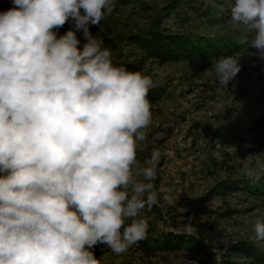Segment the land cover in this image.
Listing matches in <instances>:
<instances>
[{
    "label": "clouds",
    "instance_id": "1",
    "mask_svg": "<svg viewBox=\"0 0 264 264\" xmlns=\"http://www.w3.org/2000/svg\"><path fill=\"white\" fill-rule=\"evenodd\" d=\"M12 3L0 12V264H100L97 245L126 252L147 238L141 210L159 206L162 154L153 148L137 159L153 80L114 64L89 32L115 0ZM230 13L264 60V0H234ZM69 20L73 27L58 35ZM238 60H214L221 85L240 72ZM261 153L236 156L253 183L264 176ZM253 228L264 241V222Z\"/></svg>",
    "mask_w": 264,
    "mask_h": 264
},
{
    "label": "rangeland",
    "instance_id": "2",
    "mask_svg": "<svg viewBox=\"0 0 264 264\" xmlns=\"http://www.w3.org/2000/svg\"><path fill=\"white\" fill-rule=\"evenodd\" d=\"M121 1L115 0L113 12L99 25H90L89 32L103 43L110 41L105 47L114 64L153 80L147 97L152 121L137 159L142 162L153 148L162 154L155 181L159 206L140 212L148 224L146 239L120 255L97 245L95 257L100 264L242 263L247 259L230 250L241 241L264 253V241L256 239L253 228L257 219L264 222V176L253 183L242 174L237 158L264 155V60L250 47L254 34L233 25L234 0ZM12 7V0H0V12ZM66 25L73 27L71 20ZM152 31H202L219 44L237 45L229 55L239 56L241 70L225 87L212 68L214 61L198 70L185 60L144 57L131 38ZM76 35L82 47V34ZM209 192L214 194L204 200ZM169 232L186 233L196 241L163 250L157 241ZM198 242L206 254L195 250Z\"/></svg>",
    "mask_w": 264,
    "mask_h": 264
},
{
    "label": "trees",
    "instance_id": "3",
    "mask_svg": "<svg viewBox=\"0 0 264 264\" xmlns=\"http://www.w3.org/2000/svg\"><path fill=\"white\" fill-rule=\"evenodd\" d=\"M129 1L122 0L121 2L127 3ZM67 30H69L68 25L58 29V35H62ZM131 40L144 51V57L154 58L161 62L185 60L189 61L198 70L205 68L220 56L229 55L238 50L237 45H222L217 41L214 42L202 36L192 39L185 34L164 31H152L149 34L134 35ZM110 44L109 40H104V46H109ZM238 184L240 182H237ZM213 194L209 192L203 199L206 200ZM194 241L196 239L192 235L169 232L159 239L157 244H160L159 247L163 250H179L184 243ZM194 247L196 251L205 253V245L201 242L195 243ZM230 250L237 251L247 261L240 263L226 259L217 264H264V253L257 251L253 246L243 241L235 243Z\"/></svg>",
    "mask_w": 264,
    "mask_h": 264
},
{
    "label": "crops",
    "instance_id": "4",
    "mask_svg": "<svg viewBox=\"0 0 264 264\" xmlns=\"http://www.w3.org/2000/svg\"><path fill=\"white\" fill-rule=\"evenodd\" d=\"M190 31H192V30H190ZM183 34H191V36H198V35H207V34H204L202 31H200V32H197L196 31V33H193V32H189V33H183Z\"/></svg>",
    "mask_w": 264,
    "mask_h": 264
}]
</instances>
